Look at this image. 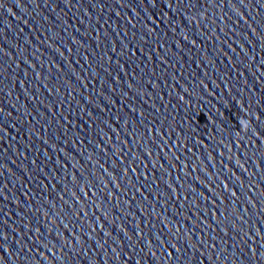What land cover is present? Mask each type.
<instances>
[{"label":"water","instance_id":"obj_1","mask_svg":"<svg viewBox=\"0 0 264 264\" xmlns=\"http://www.w3.org/2000/svg\"><path fill=\"white\" fill-rule=\"evenodd\" d=\"M0 264H264V0H0Z\"/></svg>","mask_w":264,"mask_h":264}]
</instances>
